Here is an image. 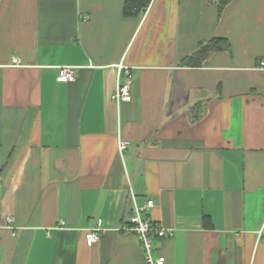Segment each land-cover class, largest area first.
I'll return each mask as SVG.
<instances>
[{"label":"crops","instance_id":"0c3cea01","mask_svg":"<svg viewBox=\"0 0 264 264\" xmlns=\"http://www.w3.org/2000/svg\"><path fill=\"white\" fill-rule=\"evenodd\" d=\"M123 4L0 0V264H144L130 192L164 264H264V0Z\"/></svg>","mask_w":264,"mask_h":264},{"label":"built area","instance_id":"2783aa9c","mask_svg":"<svg viewBox=\"0 0 264 264\" xmlns=\"http://www.w3.org/2000/svg\"><path fill=\"white\" fill-rule=\"evenodd\" d=\"M12 64H18V59L13 58ZM260 66H264V61L259 62ZM72 66H60L58 68L56 80L58 82H74L76 79V72ZM121 73L125 74L126 81H118L115 91L112 95V100L116 103L130 101V89L128 81L131 78L129 70L122 64L118 65V79ZM125 148V143L120 142L119 150L122 151ZM132 215L130 216L129 223L124 225L121 230L127 233H132L137 236L141 243V253L143 255L144 264H164L165 258L163 256H155L154 251V239L162 238L166 235H171L170 230H166L160 224L152 221L148 217H144L143 213L152 207L153 202L147 199L145 204L139 206L136 204L134 195L130 192ZM6 222L11 221L10 216L5 217ZM63 225L62 221H59V226ZM104 231L102 227L101 219L97 220L94 227L88 228L85 233V238L88 244L95 243L99 240L100 234ZM261 233V232H260Z\"/></svg>","mask_w":264,"mask_h":264},{"label":"trees","instance_id":"16d2710c","mask_svg":"<svg viewBox=\"0 0 264 264\" xmlns=\"http://www.w3.org/2000/svg\"><path fill=\"white\" fill-rule=\"evenodd\" d=\"M231 0H217L218 9L221 12L223 7ZM150 0H124L123 14L125 16L139 15L148 6ZM228 43L225 38H211L207 41L200 42L196 54L198 59L193 60L192 57L188 58L190 65L199 64L200 61L207 56L210 51L228 49Z\"/></svg>","mask_w":264,"mask_h":264}]
</instances>
